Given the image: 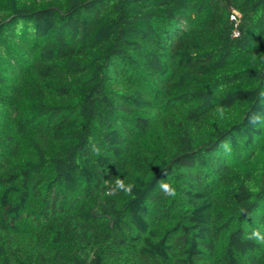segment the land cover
<instances>
[{
  "label": "trees",
  "instance_id": "obj_1",
  "mask_svg": "<svg viewBox=\"0 0 264 264\" xmlns=\"http://www.w3.org/2000/svg\"><path fill=\"white\" fill-rule=\"evenodd\" d=\"M254 230L264 0H0V264H264Z\"/></svg>",
  "mask_w": 264,
  "mask_h": 264
},
{
  "label": "clouds",
  "instance_id": "obj_2",
  "mask_svg": "<svg viewBox=\"0 0 264 264\" xmlns=\"http://www.w3.org/2000/svg\"><path fill=\"white\" fill-rule=\"evenodd\" d=\"M117 184H118V186L120 188H124V190L127 193H130L131 192V185H129L127 188H125V186H124V184L122 182H119L118 181ZM161 187H162V189H163V191H164V193L166 195H175V191L173 189H171L169 187V185L163 184V185H161ZM249 238L250 239L254 238V239H257L260 242L264 243V236H262L258 230H254Z\"/></svg>",
  "mask_w": 264,
  "mask_h": 264
},
{
  "label": "built area",
  "instance_id": "obj_3",
  "mask_svg": "<svg viewBox=\"0 0 264 264\" xmlns=\"http://www.w3.org/2000/svg\"><path fill=\"white\" fill-rule=\"evenodd\" d=\"M232 18H234V15H231Z\"/></svg>",
  "mask_w": 264,
  "mask_h": 264
}]
</instances>
